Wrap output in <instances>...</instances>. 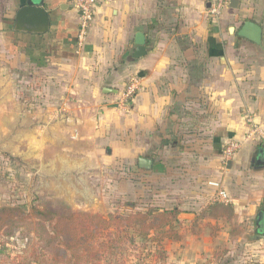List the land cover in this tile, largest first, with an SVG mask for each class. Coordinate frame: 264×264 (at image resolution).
<instances>
[{
    "label": "crops",
    "instance_id": "0c3cea01",
    "mask_svg": "<svg viewBox=\"0 0 264 264\" xmlns=\"http://www.w3.org/2000/svg\"><path fill=\"white\" fill-rule=\"evenodd\" d=\"M26 2L15 0L14 23ZM231 2L212 21L206 0H99L78 47V10L70 0H44L49 30L15 29V38L26 41L20 50L29 60L42 61L45 83L56 88L59 81L61 95L69 92V121L50 123V134H76L97 150L121 153L131 169L124 194L179 208L183 225L202 231L196 247L218 240L208 225L218 222L227 242L245 240L264 260V165L255 164L264 142L250 135L252 122L264 130V48L237 34L252 19L263 27L264 45V0ZM138 32L146 35L141 58L134 57ZM134 75L142 89L121 110L120 94ZM234 140L241 148L225 165L224 147ZM141 156L153 159L151 169L139 167ZM215 202L230 204L233 215H212Z\"/></svg>",
    "mask_w": 264,
    "mask_h": 264
},
{
    "label": "rangeland",
    "instance_id": "374dc122",
    "mask_svg": "<svg viewBox=\"0 0 264 264\" xmlns=\"http://www.w3.org/2000/svg\"><path fill=\"white\" fill-rule=\"evenodd\" d=\"M14 5L15 0H3L0 14V208L21 206L28 212L39 205L107 216L157 207L124 194V177L131 169L121 153L97 150L76 134L60 130L50 134V123L69 121L72 110L64 102L69 92L61 95L59 81L50 88L42 61L34 63L28 50H20L26 41L15 38ZM204 217L201 212L199 224ZM208 225L220 237L199 247L194 241L202 231L184 226L180 219L173 228L153 233L155 240L133 239L132 229L122 238L111 227L102 238H117L114 250L97 264H264L249 242L235 238L227 242L218 222ZM252 230L253 234L255 226ZM49 232V225L43 227L38 219L3 227L0 264H72L61 259L55 250L61 239H53Z\"/></svg>",
    "mask_w": 264,
    "mask_h": 264
},
{
    "label": "trees",
    "instance_id": "16d2710c",
    "mask_svg": "<svg viewBox=\"0 0 264 264\" xmlns=\"http://www.w3.org/2000/svg\"><path fill=\"white\" fill-rule=\"evenodd\" d=\"M208 209L214 216L233 215L230 204L215 202ZM180 212L177 207L170 209L152 207L147 211L136 210L120 215L109 213L104 216L88 211H61L52 206L33 205L28 212L21 206H3L0 208V230L16 222L38 219L42 221L43 227L49 225L53 239H61L55 250L62 260L71 261L72 264L79 262L97 264L106 253L114 250L113 246L117 241V238L113 237L102 238L104 231L112 227L115 233L125 238L132 229L134 230V234H130L132 238L137 236L141 239L155 240L153 233L165 227L173 228L179 222Z\"/></svg>",
    "mask_w": 264,
    "mask_h": 264
},
{
    "label": "water",
    "instance_id": "95a60500",
    "mask_svg": "<svg viewBox=\"0 0 264 264\" xmlns=\"http://www.w3.org/2000/svg\"><path fill=\"white\" fill-rule=\"evenodd\" d=\"M209 5V4H208ZM231 6H236L235 1L231 2ZM50 27V16L44 7V0H27L26 5L21 7L16 15L14 29L27 31L30 33H45ZM231 31H235V27H231ZM238 36L252 41L253 43L264 48L263 45V27L252 19L245 20L237 31ZM136 50L135 58H141L147 54L146 35L143 32L136 34ZM111 153V151H109ZM138 164L140 168L151 169L153 159L150 157H139ZM255 164L264 165V146L258 147V153ZM27 210L26 208H24ZM258 234L256 238L262 237Z\"/></svg>",
    "mask_w": 264,
    "mask_h": 264
},
{
    "label": "built area",
    "instance_id": "2783aa9c",
    "mask_svg": "<svg viewBox=\"0 0 264 264\" xmlns=\"http://www.w3.org/2000/svg\"><path fill=\"white\" fill-rule=\"evenodd\" d=\"M73 6L79 12V28L77 35L78 47H82L85 40L90 32L93 25L97 4L99 0H70ZM209 3L207 8V14L212 21H217L223 14L225 9L230 5L231 0H206ZM142 89V79L138 76H132L129 78L127 84L120 94L118 108L121 110H128L129 106L133 103L135 97ZM250 135L259 140L261 143L264 142V130L258 124L252 122ZM241 148L239 141H229L223 150L224 164L235 156V154ZM223 198H227V194L224 191L220 192Z\"/></svg>",
    "mask_w": 264,
    "mask_h": 264
}]
</instances>
